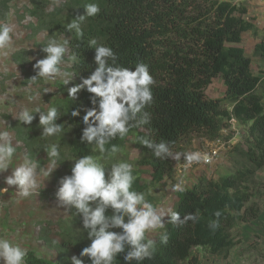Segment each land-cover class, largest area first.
Masks as SVG:
<instances>
[{
    "label": "trees",
    "instance_id": "obj_1",
    "mask_svg": "<svg viewBox=\"0 0 264 264\" xmlns=\"http://www.w3.org/2000/svg\"><path fill=\"white\" fill-rule=\"evenodd\" d=\"M236 1L239 0H57L48 8L47 1L40 0L30 10L36 27L46 31V40L57 34L68 41L65 62L70 64L71 81L59 93L67 102L61 116H65L72 137L70 153L74 158L93 155L95 149L94 145L79 141L84 112L81 110L78 117L71 116L74 109L91 107L90 94L81 90L76 100L67 96V88L79 83L81 76L86 77L95 68L94 49L89 48L93 38L98 45L113 49L119 66L134 69L138 63L147 65L155 81L150 86L152 103L143 110L149 114V123L139 125L138 114L137 120L131 122L128 135L112 139L105 146V154L114 153L113 146L117 149L133 135L138 154L142 159L147 155L156 175L163 176L171 169L170 158L154 157L143 145L144 139L164 141L172 150L189 135L214 139L231 117L247 125V149L243 156L249 167L218 181L201 178L191 189L174 192L172 209L181 218L198 211L199 220L182 226L165 221L164 229L160 230L167 232V243L160 242L159 234L154 240L152 257L140 264H201L192 255L197 248L225 260L235 245L232 229L237 223L258 216L256 203L249 202L247 183L264 168V108L261 105L264 78L252 74L251 59L239 46L242 35L255 34L256 29L243 18L246 10L235 5ZM88 3L98 4L100 12L81 22L83 35L78 37L74 31L68 32L66 26L84 14L83 7ZM44 44L45 41L41 47ZM72 54L78 57L76 62L69 59ZM253 55L264 60V40L254 45ZM26 58L24 51L12 55L17 64L18 61L24 64ZM218 78L224 87L223 98L209 99L205 91ZM222 101L231 104L230 111L222 109ZM132 190L145 194L146 185L135 177ZM217 211L221 213L219 218L214 215ZM75 217L79 229L87 236L81 217L78 214ZM216 219L219 226L213 231L209 225ZM89 244L87 237L84 241L62 242L65 256L56 263L28 252L25 264H71V257L81 258L79 253ZM123 256L124 253L118 254L114 264H125ZM81 259L84 264H90L87 257Z\"/></svg>",
    "mask_w": 264,
    "mask_h": 264
},
{
    "label": "clouds",
    "instance_id": "obj_2",
    "mask_svg": "<svg viewBox=\"0 0 264 264\" xmlns=\"http://www.w3.org/2000/svg\"><path fill=\"white\" fill-rule=\"evenodd\" d=\"M240 1V0H239ZM243 1V0H242ZM84 14L70 21L66 30L74 31L76 36L83 35L81 22L86 17L96 16L100 12L99 5L88 3L84 5ZM13 28L7 23H0V51H6L12 47ZM68 41H58L49 38L46 45L41 48L45 54L32 65L35 74L28 80L36 84L39 80L49 81L61 77L64 85L71 81L70 74L62 70L65 63V53ZM89 48L94 49L92 70L86 77L81 76L80 82L67 88V96L71 100L77 99V94L84 90L89 93L91 107L72 110L71 116L78 117L81 110L84 112L79 141L82 144L94 145L101 154L94 158L92 155H83L74 158L70 168V174H65L57 180L54 192L56 204L65 209H74V214L81 217L83 230L87 233L90 244L84 247L79 257H87L90 264H114L115 257L124 253L125 264L136 261L140 264L145 259H150L154 250L155 241L147 238V233L164 229L165 221L175 225H184L191 221L199 220V212L188 213L181 218L180 214L172 208L156 206L146 200L143 192L132 190L135 177L133 165L127 162L113 164L105 168L100 162L106 152V145L117 137L128 135L131 122L137 121L139 125L150 121L149 114L143 110L153 100L151 85L155 83L150 75L148 66L138 63L134 69L119 66L117 56L113 49L104 44L97 43L95 38L89 41ZM76 62L78 57L72 54L69 58ZM111 61V63H110ZM48 89H44L47 93ZM40 93H30L29 101L34 100ZM230 111V110H229ZM38 114V127L42 129L41 137H52L63 131V125L55 123L59 118L56 106H50L46 111L39 107L34 109L24 108L14 117L25 125H31ZM231 120L237 123L231 117ZM219 135L214 139L204 142L201 148L193 152H172L170 146L164 141L155 142L149 139L142 141L143 145L150 149L152 155L159 159L171 158L175 161H183L182 168L211 167L220 162L223 154L233 146L232 139L223 141L227 136ZM221 139L225 144V151L220 159L211 166L195 165L207 162V156L199 152L205 145L215 139ZM16 147L13 146L11 134L8 131H0V173L9 169L12 164ZM49 166L43 168L29 155L23 157L22 162L12 167L11 174L5 176L0 187V195L9 192L15 186V194L20 198H28L37 193L41 187V177L48 178L59 166L60 145L51 143L45 146ZM112 152L117 151L113 146ZM192 166V167H191ZM174 192H183L184 181L180 180L171 186ZM110 210V213H109ZM214 215L219 218L221 213ZM165 217L167 218L165 220ZM219 226V220H213L209 227L214 231ZM119 229V231H114ZM167 232H161V243H167ZM27 250L10 239L0 238V264H25ZM77 256L71 257V264H84V260Z\"/></svg>",
    "mask_w": 264,
    "mask_h": 264
},
{
    "label": "rangeland",
    "instance_id": "obj_3",
    "mask_svg": "<svg viewBox=\"0 0 264 264\" xmlns=\"http://www.w3.org/2000/svg\"><path fill=\"white\" fill-rule=\"evenodd\" d=\"M40 0H0V23H7L13 28V44L6 51H0V131H8L12 137L13 146L17 151L12 160V167L22 162L27 154L35 159L41 167L47 168L49 161L44 151L45 146L51 143L60 145L59 166L48 178L41 177V187L37 193L28 197L20 198L15 194V186L9 192L0 195V238L10 239L18 243L36 257L56 263L64 258L62 242L84 241L86 235L79 229L74 209H65L56 204L54 192L57 180L65 174H70V168L74 157L70 153L72 137L67 129V121L61 113L65 111V98L60 95L62 86L61 77L53 80H39L31 84L28 80L35 74L32 65L37 59L45 55L41 51V43L45 39L46 31L36 27L35 20L30 16V10ZM48 8L54 6L57 0H45ZM224 1V0H221ZM251 0L234 2L246 10L243 16L250 21L256 29V33H244L239 46L245 56L251 59V72L258 78H264V60L253 55L254 45L264 40V4L258 0L250 4ZM63 42L61 35L53 34ZM45 45V44H44ZM43 45V46H44ZM24 51L27 58L24 64L13 62L12 55L15 52ZM70 64L65 62L61 65L62 70L68 71ZM69 77V78H70ZM47 88L48 92L44 93ZM40 93L34 100L29 101L30 93ZM224 87L221 79H215L205 91L209 99H222ZM222 109L230 110L231 104L221 102ZM264 108V100L261 102ZM56 106L59 118L55 121L63 125V131L52 137H41L42 129L38 127V114L31 125H25L14 116L24 108L34 109L39 107L46 111L48 107ZM221 136H227L223 141L232 139L233 146L223 154L220 162L211 167L182 168L183 161H175L170 158V171L163 176H157L156 172L134 147L133 135L127 137L124 142L112 154H103L100 162L105 168L113 164L127 162L133 165V176L138 177L146 185L145 198L148 202L165 209L172 208L174 204L171 186L184 181V188L191 189L201 178L218 181L220 178L235 174L238 170L248 168L249 165L243 152L247 149V125L239 123H226ZM207 137L189 135L181 140L172 152H193L201 148ZM210 141V140H209ZM94 158L101 154L94 149ZM0 173V187H5L3 179L11 174L12 168ZM160 178V179H158ZM250 195L249 202L257 205L258 216L247 222H239L231 231L234 247L229 252L227 259L220 256L207 254L197 248L192 252L197 256L201 264H264V168L258 170L254 177L247 183ZM167 218L165 217V220ZM161 230L147 233V238L155 240ZM63 247V248H62Z\"/></svg>",
    "mask_w": 264,
    "mask_h": 264
},
{
    "label": "built area",
    "instance_id": "obj_4",
    "mask_svg": "<svg viewBox=\"0 0 264 264\" xmlns=\"http://www.w3.org/2000/svg\"><path fill=\"white\" fill-rule=\"evenodd\" d=\"M251 1H253V0H251ZM258 1L261 2L262 4H264V0H258ZM231 122L234 123L233 120H231ZM225 149H226V147H225V144L222 142V140L219 138L215 139L213 142L205 145L204 150L199 151V152H201L207 156V158H208L207 162H202L200 164H193L192 166H195V165L211 166V165H213L214 163H216L220 159V157H221L222 153L225 151Z\"/></svg>",
    "mask_w": 264,
    "mask_h": 264
},
{
    "label": "crops",
    "instance_id": "obj_5",
    "mask_svg": "<svg viewBox=\"0 0 264 264\" xmlns=\"http://www.w3.org/2000/svg\"><path fill=\"white\" fill-rule=\"evenodd\" d=\"M257 1L253 0V1H250V4H255Z\"/></svg>",
    "mask_w": 264,
    "mask_h": 264
}]
</instances>
